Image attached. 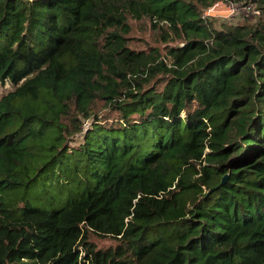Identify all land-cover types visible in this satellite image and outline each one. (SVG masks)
<instances>
[{
  "label": "trees",
  "instance_id": "obj_1",
  "mask_svg": "<svg viewBox=\"0 0 264 264\" xmlns=\"http://www.w3.org/2000/svg\"><path fill=\"white\" fill-rule=\"evenodd\" d=\"M217 1L0 0V264H264V0Z\"/></svg>",
  "mask_w": 264,
  "mask_h": 264
},
{
  "label": "rangeland",
  "instance_id": "obj_2",
  "mask_svg": "<svg viewBox=\"0 0 264 264\" xmlns=\"http://www.w3.org/2000/svg\"><path fill=\"white\" fill-rule=\"evenodd\" d=\"M203 16L209 18L212 26L216 29L231 24L248 23L251 25L255 24L259 19H263L262 10L258 8V5L255 3L247 4L244 0H219L211 7L203 9ZM128 22L131 25V31L127 35L129 37L128 45L131 48L146 51H149L151 48H158L160 50L161 59L165 58L169 62L164 48L167 45L179 44V40L173 37L171 40L164 41L162 39V31L166 29L165 26L153 28L151 22L146 18L138 21L129 18ZM11 90L12 86L9 83H0V98ZM94 110L99 112L101 116L103 114H115L100 101L94 105ZM84 123L86 124L87 120H85ZM89 239L97 248H107L117 243V241L111 237H99L94 234H91Z\"/></svg>",
  "mask_w": 264,
  "mask_h": 264
},
{
  "label": "water",
  "instance_id": "obj_3",
  "mask_svg": "<svg viewBox=\"0 0 264 264\" xmlns=\"http://www.w3.org/2000/svg\"><path fill=\"white\" fill-rule=\"evenodd\" d=\"M225 180H226V176L223 177L222 182H224Z\"/></svg>",
  "mask_w": 264,
  "mask_h": 264
}]
</instances>
